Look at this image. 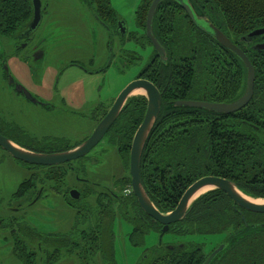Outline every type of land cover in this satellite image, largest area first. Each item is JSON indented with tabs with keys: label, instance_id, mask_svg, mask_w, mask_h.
Listing matches in <instances>:
<instances>
[{
	"label": "trees",
	"instance_id": "obj_1",
	"mask_svg": "<svg viewBox=\"0 0 264 264\" xmlns=\"http://www.w3.org/2000/svg\"><path fill=\"white\" fill-rule=\"evenodd\" d=\"M84 1L92 6L97 20L115 30L118 15L109 0ZM151 2L141 0L135 12L139 31L127 39L141 47L150 46L145 22ZM190 3L197 14L205 16L246 55L255 80L251 100L234 114L174 107L177 101L233 102L244 93L246 71L233 54L196 28L177 4L167 1L159 5L153 35L165 50L166 62L162 63L152 51L154 54L142 67L141 77L158 89L162 103L140 157L139 173L146 195L162 214L173 211L186 189L208 176L231 181L243 195L264 200V53L254 50L256 44L264 43V37L242 41L252 31L264 28V0H190ZM31 17L30 0H0V38L24 29ZM124 54V67L141 61L135 52ZM146 107L143 96L129 98L105 136L112 147L120 150L126 171L132 139ZM81 162L82 158L77 160L78 165ZM42 168L46 180L58 184L63 179L56 168ZM82 173L78 168L72 171V176L83 177ZM26 183L18 187L14 198H20ZM120 183L127 196H108L107 200L100 195L90 200L96 194L82 191L79 200L70 199L68 208L74 219L66 232H40L16 218L8 219L12 224L7 225L0 217V232L9 227L12 255L20 264H58L65 259L75 264H117L115 219L130 225L132 246H140L151 232L161 233L160 225L149 222L133 196L129 173ZM167 233L224 235L219 245L225 243L226 247L211 264H264V214L240 209L222 191L201 195L186 217L171 224ZM144 255L151 257L146 264H203L210 254L205 255L198 244L187 243L159 244Z\"/></svg>",
	"mask_w": 264,
	"mask_h": 264
},
{
	"label": "rangeland",
	"instance_id": "obj_2",
	"mask_svg": "<svg viewBox=\"0 0 264 264\" xmlns=\"http://www.w3.org/2000/svg\"><path fill=\"white\" fill-rule=\"evenodd\" d=\"M43 1L58 9L61 20L70 21V42L74 46L70 50V60L78 61L91 71L103 68L108 57L107 31L96 21L92 6H88L84 0ZM109 1L123 23L125 31L127 33L138 32L139 30L135 25V12L140 6L141 0ZM117 45L114 42V52ZM123 48L140 56L141 61L139 64L121 70L117 64L113 63L104 72L94 74L70 67L59 81V85H62L66 91L69 90L70 93V117L63 111V108H57L49 115L43 111H41L42 114H39L40 110L37 107L27 105L26 112L29 117L23 119L19 117L18 120L13 121L10 126L11 134L14 133V128L21 130L16 135V140L27 148L31 147L38 150H43L48 143L58 138L68 140L70 144L81 141L95 127L94 120L90 118L91 111L96 107L109 108L122 89L135 80L152 53L150 47L147 46L143 49L130 41L126 42ZM46 62L47 58L44 59L43 64H40L39 68H45ZM30 64L31 67L37 70L38 62L31 61ZM11 68L18 78L27 79L30 72L29 66H17L12 63ZM53 79L51 82H53ZM137 95L140 94L132 97ZM91 156L97 158L98 162L87 166L88 174L101 182L108 183L110 180L105 178L115 174L123 167V163L115 150L107 145L104 140L99 143ZM26 175L28 173L17 166L12 159L6 157L3 161V156L0 154V213L3 216H0L1 219L5 224L10 225L12 223L8 219L16 218L45 233L68 231L73 225L74 214L65 203L49 200V203H41L43 205L42 211L40 208L34 207L29 210L31 206L27 207L26 201H15L14 196V201H12L11 195L18 189L19 183L26 178ZM124 175L126 177L128 171ZM45 177L46 174L43 173V180H45ZM75 177L80 176L75 175L73 178ZM8 207L17 208L18 210L12 211ZM130 233L131 227L129 224L115 219L113 234L117 264H143V260L146 264L151 257L147 258L144 252L159 244L165 246H181L187 243L198 244L202 246V252L207 255L224 239V235L179 236L166 232L160 236L151 232L145 237L140 246H132L129 242ZM11 242L8 227L7 230L0 232V264H20L12 255ZM58 264H75V262L65 259Z\"/></svg>",
	"mask_w": 264,
	"mask_h": 264
},
{
	"label": "flooded vegetation",
	"instance_id": "obj_3",
	"mask_svg": "<svg viewBox=\"0 0 264 264\" xmlns=\"http://www.w3.org/2000/svg\"><path fill=\"white\" fill-rule=\"evenodd\" d=\"M40 2L41 20L34 31L28 29L27 25L24 29L19 30L12 36L0 38V135L7 139L13 138L16 140V135L21 130L14 128V133L11 134L10 126L12 122L18 120L19 117L21 119L24 117H29L27 116L28 113L26 112L27 105L37 107L40 110V112H38L39 114H42L41 111H43L49 115L52 114V112L57 108H63V111L70 117L69 90L66 91L62 85H59V81L63 77V74L68 71L70 67L82 69L89 74L104 72L113 63L117 64L121 70L123 68L129 67H124V58L126 57L124 52L128 50H125L123 45L130 41L127 40L128 37L131 34H135L137 31L131 33H127L125 31L124 34H121L123 31V24L120 28L118 27V24L122 23L119 17L116 21L115 30L113 31L110 30L105 23L97 20L96 16L94 15L99 25L102 26L105 31H107L108 57L103 68L91 71L78 61L74 59L70 60V50L74 47L70 42V21L61 20L60 13L57 8L44 3L43 0H40ZM47 30L49 31L47 32ZM114 42L118 44L116 46L115 52L113 49ZM130 42L135 43L134 41ZM146 47L147 46L141 48L145 49ZM148 47L154 51L151 44L150 46L148 45ZM152 54L154 53H151L150 56ZM154 55H156V53ZM45 58H47L45 68H39L40 64H43L42 62ZM31 61L39 63L37 70L30 66ZM12 63L17 66H29L31 74L30 72L28 73L29 75L27 76V79L18 78L15 74V71L11 68ZM142 70L143 69L139 71L135 80L143 79L141 77ZM52 78H54L53 82H51ZM109 108L96 107L91 111L90 118L94 120L95 127L106 115ZM91 133L84 137L81 141L74 144H70L68 140L63 138H58L53 142L48 143V145L44 147L43 150H38L31 147L28 149L30 151L34 150L35 152L39 151L37 153L47 154L65 152L84 142L91 135ZM105 136L101 141L104 140L107 145L112 147L110 143H108V140L105 139ZM17 142L20 144L19 141ZM98 145H96L86 156L82 158L80 165L77 164L76 160V162L73 161L57 166H48L50 168H56V171L62 174L63 179L58 184L52 180H43V173L46 174V172L42 167L23 164L20 161L13 159L7 152L0 148V154L3 156V161L6 159V157H9L15 162L17 166L21 167L22 170L28 173L26 178L19 183L18 187L28 181H30V183H26L27 185L23 186V189L19 193L20 198H14V200L26 201L27 207L31 206L29 210L34 207L40 208V210L43 211V205L41 203H49V200L59 202L61 201L70 208V199L74 201L79 200L82 191L88 193L93 192L96 194V196L91 197L90 200L97 198V196L100 195L102 199L106 198L107 200H109L108 196H114L115 198L119 196H127V190H123V187L120 183L123 178H126L124 175L126 172V166L124 158L121 157L120 150L118 148L112 147V149H114L117 153L120 161H122L123 167L115 174L105 178L110 180L108 183L101 182L99 179H95L88 174L87 166L89 164L98 162L97 158L91 156V153ZM78 168H81L83 177L73 178L72 171H75V169ZM73 191L78 193L77 200L73 199L72 197ZM16 192L17 189L11 195L12 201H14L13 196L16 194ZM8 209L12 211L18 210L17 208L15 209L10 207H8ZM149 219V222L151 221L153 224L157 223L151 218ZM160 227L162 231L163 226L160 225ZM161 235L162 234L160 233V236Z\"/></svg>",
	"mask_w": 264,
	"mask_h": 264
},
{
	"label": "water",
	"instance_id": "obj_4",
	"mask_svg": "<svg viewBox=\"0 0 264 264\" xmlns=\"http://www.w3.org/2000/svg\"><path fill=\"white\" fill-rule=\"evenodd\" d=\"M167 1L177 4L187 14L190 21L195 25L196 28L208 35L222 48L233 54L242 63L246 71L245 90L239 99L230 103L177 101L174 103V107L200 109L219 115H230L243 109L249 103L253 95V86L255 80L254 69L246 55L237 46H235L205 16L196 13L194 7L190 3V0H152L148 8L145 22V35L160 61L162 63L166 62V53L164 48L153 35V20L159 5ZM30 3L32 8V18L28 24V29L34 31L41 20V2L40 0H30ZM122 24L123 23L118 24V27L120 28ZM122 27L123 31L121 34H124V25H122ZM263 37L264 28H261L252 31L246 37H243L242 41L253 42L256 39ZM254 50L264 53V43L256 44L254 46ZM138 90L143 92V94L140 95L146 99L147 107L142 123L137 128L130 146L129 176L131 180V192L136 198L142 212L154 222H157L163 226L161 231L162 235L168 231V228L171 224L178 223L186 217V214L193 202L205 193L199 196L197 194L206 188H209L208 191H222L234 202L237 207L242 210L251 213L264 214V200H262L263 203L260 204L252 202L248 200L247 198L249 197L243 195L231 181L210 176L202 177L191 184L186 189L173 211L167 214H162L154 207L142 187L139 173V163L146 140L160 113L162 100L158 89L147 80L137 79L124 87L115 98L106 115L96 125L91 135L84 142L68 151L51 154L37 153L22 148L1 135L0 148L7 152L13 159L27 165L48 167L76 161L86 156L96 145H98V143L103 139L107 131L119 116L127 100L133 96L135 91ZM208 191H206V193ZM72 197L73 199L77 200L78 193L73 191ZM244 224L247 226L246 222H244ZM225 247V243L219 245L213 252L210 253L203 264H211V262L224 250ZM169 249L173 248L170 246Z\"/></svg>",
	"mask_w": 264,
	"mask_h": 264
},
{
	"label": "bare ground",
	"instance_id": "obj_5",
	"mask_svg": "<svg viewBox=\"0 0 264 264\" xmlns=\"http://www.w3.org/2000/svg\"><path fill=\"white\" fill-rule=\"evenodd\" d=\"M136 94H143V92L142 91H140V90H138V91H135L134 93H133V95H136ZM209 190V188H206V189H204V190H202V191H200L197 195L199 196V195H201V194H203V193H206V191H208ZM248 200H250V201H252V202H255V203H263V201L262 200H255V199H249V198H247Z\"/></svg>",
	"mask_w": 264,
	"mask_h": 264
}]
</instances>
